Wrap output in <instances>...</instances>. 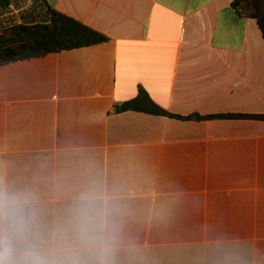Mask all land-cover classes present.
Listing matches in <instances>:
<instances>
[{
  "label": "crops",
  "instance_id": "crops-1",
  "mask_svg": "<svg viewBox=\"0 0 264 264\" xmlns=\"http://www.w3.org/2000/svg\"><path fill=\"white\" fill-rule=\"evenodd\" d=\"M16 1L0 36L50 8L107 39L0 66V264H264V121L226 117L264 115L256 20L233 0ZM140 90L190 118L113 112Z\"/></svg>",
  "mask_w": 264,
  "mask_h": 264
},
{
  "label": "trees",
  "instance_id": "trees-1",
  "mask_svg": "<svg viewBox=\"0 0 264 264\" xmlns=\"http://www.w3.org/2000/svg\"><path fill=\"white\" fill-rule=\"evenodd\" d=\"M8 6L10 0H0ZM232 8L241 16L256 20L264 39V0H233ZM106 37L53 9L48 10V18L39 22L15 25L0 36V66L16 61L43 57L73 49L89 47L106 41ZM137 111L153 115L189 119L169 113L156 104L144 90L138 95L113 108L114 113ZM222 116L198 117V119ZM226 117H247L264 121V115H228Z\"/></svg>",
  "mask_w": 264,
  "mask_h": 264
},
{
  "label": "rangeland",
  "instance_id": "rangeland-1",
  "mask_svg": "<svg viewBox=\"0 0 264 264\" xmlns=\"http://www.w3.org/2000/svg\"><path fill=\"white\" fill-rule=\"evenodd\" d=\"M36 4H37V2H35V0H17L15 2V6H17L18 9H22L18 13H20L21 11L22 12H25V11L30 10L31 7L34 6V5H36ZM22 12L20 14H22ZM12 17H13V15H12Z\"/></svg>",
  "mask_w": 264,
  "mask_h": 264
}]
</instances>
